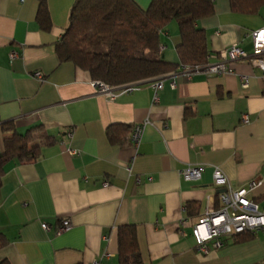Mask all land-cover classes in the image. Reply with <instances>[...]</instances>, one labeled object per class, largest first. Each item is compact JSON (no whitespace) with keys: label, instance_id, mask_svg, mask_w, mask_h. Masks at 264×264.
Wrapping results in <instances>:
<instances>
[{"label":"crops","instance_id":"0c3cea01","mask_svg":"<svg viewBox=\"0 0 264 264\" xmlns=\"http://www.w3.org/2000/svg\"><path fill=\"white\" fill-rule=\"evenodd\" d=\"M135 1L146 8L151 0ZM74 2L46 0L50 28L44 30L36 20L38 0H0V150L11 133L8 124L21 134L33 128L30 140L39 145L34 159L13 157L1 167L0 233L6 243L0 260L119 264L118 227L134 224L146 264H264V228L227 237L206 254L192 236L197 218L218 203L215 168L233 186L264 177V76L244 60L218 75L187 77L178 67L108 98L95 92L87 71L56 55ZM196 26L205 31L209 63L234 42L251 52L250 32L264 26V5L242 14L231 11L228 0H214V13ZM179 41L172 20L160 34L164 60L178 62ZM155 80L162 88L154 102ZM143 122L135 148L132 127ZM112 125L118 143L108 140ZM199 164V180L182 178V168ZM258 196L264 198V188ZM65 219L71 227L58 234Z\"/></svg>","mask_w":264,"mask_h":264},{"label":"trees","instance_id":"16d2710c","mask_svg":"<svg viewBox=\"0 0 264 264\" xmlns=\"http://www.w3.org/2000/svg\"><path fill=\"white\" fill-rule=\"evenodd\" d=\"M228 2L231 11L242 14H255L264 5V0ZM213 13L214 0H151L146 8L135 0H75L68 24L55 43V52L60 62H71L87 71L92 80L113 88L149 82L181 65L207 63L206 34L196 22ZM36 20L42 29L50 28L46 0H38ZM172 20L176 21L180 36L176 63L164 60L159 51L160 34ZM113 126L107 128L106 134L110 142L118 143L120 136L113 133ZM5 129L11 133L5 136L3 152L0 150V174L7 159L30 161L39 148L38 143L30 140L33 128L23 134L11 124ZM241 235L245 238L251 233ZM117 239L119 264H146L139 255L134 224L119 226ZM5 243L0 233V247ZM0 264L10 262L2 259Z\"/></svg>","mask_w":264,"mask_h":264},{"label":"built area","instance_id":"2783aa9c","mask_svg":"<svg viewBox=\"0 0 264 264\" xmlns=\"http://www.w3.org/2000/svg\"><path fill=\"white\" fill-rule=\"evenodd\" d=\"M252 49L251 52L244 50L237 42L224 48L213 57L218 56V60L205 65H181L180 69L189 77L194 72H203L206 75H218L232 72V62L238 60L246 61L252 68L261 72L264 76V26L250 32ZM164 49L163 45L159 46V51ZM15 53H10V57H15ZM33 75L38 79H43L40 71H35ZM241 84L246 87L248 80L241 77ZM90 85L95 92L113 99L116 91H130L134 85H126L113 88L106 83L97 80H91ZM153 90V101L158 100V91L162 88V81L155 80L150 83ZM244 120L247 116L244 115ZM147 122L136 124L132 127L129 137L130 143L137 148L140 144L143 128ZM66 137L71 138L72 132L67 131ZM70 154H77V150H70ZM204 166L187 165L180 170V175L184 180L197 181L200 179ZM213 185L222 191L217 192V205L208 206L203 213L197 218L192 226V236L195 240L196 249L202 254H206L211 248H221L226 242V238L239 235L246 232L256 233L264 228V198L258 196L259 190L264 188V177H254L243 186H233L228 178L219 168H215L212 174ZM108 182L103 181V186ZM42 228L49 230L50 226L43 223ZM71 223L68 219L62 221L56 232L62 233L69 230Z\"/></svg>","mask_w":264,"mask_h":264},{"label":"water","instance_id":"95a60500","mask_svg":"<svg viewBox=\"0 0 264 264\" xmlns=\"http://www.w3.org/2000/svg\"><path fill=\"white\" fill-rule=\"evenodd\" d=\"M218 191H222V190L220 189V190H218Z\"/></svg>","mask_w":264,"mask_h":264}]
</instances>
